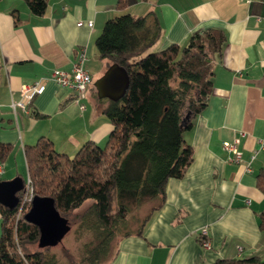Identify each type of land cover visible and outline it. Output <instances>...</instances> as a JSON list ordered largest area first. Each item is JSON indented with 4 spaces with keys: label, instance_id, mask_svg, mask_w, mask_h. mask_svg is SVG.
I'll list each match as a JSON object with an SVG mask.
<instances>
[{
    "label": "crops",
    "instance_id": "obj_1",
    "mask_svg": "<svg viewBox=\"0 0 264 264\" xmlns=\"http://www.w3.org/2000/svg\"><path fill=\"white\" fill-rule=\"evenodd\" d=\"M152 9L162 30L160 49L184 44L207 28L222 29L225 43L207 104L184 132L192 162L183 177L168 179L165 201L142 234L118 238L106 264H225L220 260L255 253L264 259L257 223L264 195L255 184L264 168V0H127L132 15ZM120 13L115 0H48L42 15L31 13L23 0H0V143L12 145L0 161V180L24 176V145L39 136L67 155L87 140L105 141L111 123L103 110L116 101L106 74L112 63L98 58L94 40L104 22ZM82 50L91 76L83 110L71 89L48 78L54 68L70 70ZM41 77L48 78L42 92L14 112L11 103L23 98L22 86ZM240 131L241 161L228 162L222 142ZM202 227L208 249L197 240Z\"/></svg>",
    "mask_w": 264,
    "mask_h": 264
},
{
    "label": "trees",
    "instance_id": "obj_2",
    "mask_svg": "<svg viewBox=\"0 0 264 264\" xmlns=\"http://www.w3.org/2000/svg\"><path fill=\"white\" fill-rule=\"evenodd\" d=\"M23 1L35 15H42L48 4ZM126 7L127 0H115L121 13L107 19L94 40L98 58L122 66L129 79L124 94L103 110L111 129L102 144L87 140L71 156L46 136L24 145L25 173L16 202L12 207L0 203V264H106L118 238L142 234L165 201L168 179L183 177L192 162L184 132L207 104L225 33L207 28L190 34L184 44L160 49L162 30L155 11L136 16ZM11 15L16 23L18 10ZM11 149V144L0 143V161ZM255 184L264 195V168L256 173ZM27 188L32 196L51 197L58 213L76 225L79 238L87 235L79 259L65 254L63 261L53 246H38V226L24 218L31 202L21 203ZM147 201L152 205L131 228L132 208ZM257 223L264 234V206ZM220 261L264 264L258 253Z\"/></svg>",
    "mask_w": 264,
    "mask_h": 264
},
{
    "label": "water",
    "instance_id": "obj_3",
    "mask_svg": "<svg viewBox=\"0 0 264 264\" xmlns=\"http://www.w3.org/2000/svg\"><path fill=\"white\" fill-rule=\"evenodd\" d=\"M106 74L111 84L110 97L117 100L128 87V74L122 66L116 63H112ZM20 187V178L0 180V203L12 207L16 202V192ZM24 218L38 226L39 247L56 245L70 230L68 220L58 213L53 199L49 196H33Z\"/></svg>",
    "mask_w": 264,
    "mask_h": 264
},
{
    "label": "built area",
    "instance_id": "obj_4",
    "mask_svg": "<svg viewBox=\"0 0 264 264\" xmlns=\"http://www.w3.org/2000/svg\"><path fill=\"white\" fill-rule=\"evenodd\" d=\"M80 24V22H79ZM89 26L92 25V21L89 20L87 22ZM87 59V56L82 50L75 61L72 63L70 70H65L62 68H54L52 69L50 76L48 78L54 80L56 84L61 87H66L71 89L75 93V100L78 102L79 108L83 110L85 108V104L83 100L87 95V88L91 82V76L89 72L84 68V61ZM47 77H41L32 83L25 84L21 88L22 99L17 101H13L11 103V108L14 112H16L17 108H25L26 101L30 100L35 94L42 92L45 86V82L48 79ZM243 135V132H239V135L236 136L232 141H223L222 146L229 154L227 156L228 162L239 163L241 161L242 152L239 149L238 145L240 143V137ZM245 169H250L249 162L244 164ZM3 165L0 163V177L3 174ZM28 187V179L26 180ZM31 191L27 188L25 194L22 197L21 203L25 201H30L32 198ZM198 236H201L200 245L208 249L211 247L210 238L208 235V231L206 227H202L198 231ZM241 247H239L240 249Z\"/></svg>",
    "mask_w": 264,
    "mask_h": 264
},
{
    "label": "rangeland",
    "instance_id": "obj_5",
    "mask_svg": "<svg viewBox=\"0 0 264 264\" xmlns=\"http://www.w3.org/2000/svg\"><path fill=\"white\" fill-rule=\"evenodd\" d=\"M92 71V70H91ZM70 156L73 154H69ZM21 171V170H20ZM88 202L82 205L81 208L78 209V211L82 210ZM152 205L151 201H147L143 203L138 208H132V216H130L129 219V226L131 228H136L139 221L144 217V215L147 213L148 209ZM76 225L70 224V230L64 235L62 240L54 245L51 250L52 252L57 256L60 257L63 261H65V254L70 256V258L73 259H79L80 253H81V245L83 241H85L88 237L86 234L82 235L81 238L78 236V232L75 230ZM64 255V256H63Z\"/></svg>",
    "mask_w": 264,
    "mask_h": 264
}]
</instances>
